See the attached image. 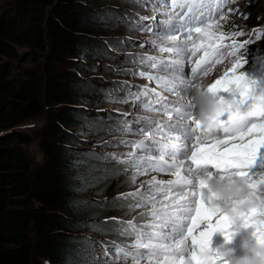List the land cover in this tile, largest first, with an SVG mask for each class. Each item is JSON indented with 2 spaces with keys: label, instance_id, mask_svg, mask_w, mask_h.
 Instances as JSON below:
<instances>
[{
  "label": "snow or ice",
  "instance_id": "6c2138e0",
  "mask_svg": "<svg viewBox=\"0 0 264 264\" xmlns=\"http://www.w3.org/2000/svg\"><path fill=\"white\" fill-rule=\"evenodd\" d=\"M229 3L231 0H223L225 7ZM142 7H150L152 15H141L129 23L154 37L153 51L170 55L147 56L139 63L163 73L158 82L177 99L129 89L122 102L132 101L134 112L124 115L133 118L122 121L117 131L122 137L140 138L109 142L131 149L109 155L124 165L125 172H131L132 184L138 176L151 172L174 179L153 175L135 191L119 194L117 199L128 201L129 212L134 215L119 222L115 231L125 239L104 245L102 264H128L129 260L131 264H223L219 255L209 250L215 232L229 240V229L240 225L251 229L255 242L264 245V176L254 180L248 171L258 150L264 148V88L258 92L257 82L241 70L250 60L264 63V58L258 55L259 49L241 51L250 49L255 42L252 38L239 44L222 42L217 33L223 26V14L216 0H145ZM260 39L256 35V40ZM221 61L230 64L227 71L206 89L198 90L217 107L210 115L200 117L196 104L182 102L191 90L187 63L194 64L191 73L196 78ZM139 75L147 73L141 71ZM148 79L153 77L149 75ZM136 109L155 115L134 114ZM201 176L209 177V181L198 180ZM216 179L228 185L245 184L259 206L216 199L209 187ZM225 207L232 208L231 216L223 214L221 209ZM100 227L94 226V230ZM67 264L78 262L70 258ZM97 264H101L99 258Z\"/></svg>",
  "mask_w": 264,
  "mask_h": 264
},
{
  "label": "trees",
  "instance_id": "16d2710c",
  "mask_svg": "<svg viewBox=\"0 0 264 264\" xmlns=\"http://www.w3.org/2000/svg\"><path fill=\"white\" fill-rule=\"evenodd\" d=\"M109 1L14 0L0 10V264H67L70 258L97 264L96 236L117 238L110 218L132 214L114 192L124 168L81 147L79 138L117 130L82 109L86 95L111 101L117 87L95 88L72 57L122 53L119 37L91 30L101 21L124 22ZM250 2L264 10V0ZM241 19L264 26V17L252 20L245 12ZM41 115L47 116L38 131L44 159L33 167L22 148L28 137L13 127Z\"/></svg>",
  "mask_w": 264,
  "mask_h": 264
},
{
  "label": "rangeland",
  "instance_id": "374dc122",
  "mask_svg": "<svg viewBox=\"0 0 264 264\" xmlns=\"http://www.w3.org/2000/svg\"><path fill=\"white\" fill-rule=\"evenodd\" d=\"M14 0H0V10L5 6H9L11 3H13ZM145 3V0H111L108 2V7L110 10L114 12L121 13L124 22H100L103 24H99L97 26V29H91V30H99L103 35H115L116 37H119L120 40L123 43V49L122 53L118 52L117 50H111L110 57H102V56H91L89 54H84L83 56L79 52L77 54H72V57L79 60L80 62V71L82 74H84V77L86 80L90 81L95 88H98L100 86H109L111 85V82H123L124 87L125 83L131 84L133 83L136 86H144L148 82H150V79L148 77H141L138 76L136 71H145L147 68L143 67L139 61L143 56L145 55H153V56H169L170 54H162L158 51H153L151 40L154 39V37L151 36V34L143 33L141 31L136 30L134 27L131 26V24L126 19V15L128 16V12L131 9L130 7H136L137 8V15L138 16H150L152 15L151 9L144 8L142 5ZM216 3L221 5V11H222V20H225V16L228 14V12L231 10L233 5L237 4L238 8V14L231 16V19H237L240 26L249 27L251 25H246L244 19H241V16L247 12L249 14V17L252 20L260 19L264 17V10H256L254 8V5L250 2V0H231V3H229L226 7L223 5V0H216ZM250 10V11H249ZM109 11V10H108ZM241 12V13H240ZM240 13V14H239ZM129 17V16H128ZM127 20V21H126ZM220 20V18H218ZM106 23V24H105ZM259 26L257 24H253V26ZM147 41L148 43L145 45V47H141L142 44ZM22 51V49H19ZM130 52H139V58L137 62L129 61L127 58V53ZM197 57H193V61L197 59ZM6 60H9L8 57H6ZM1 62V60H0ZM28 63H25L26 65ZM222 64V65H221ZM91 65L92 67H89ZM194 66L193 63H187V73H188V81L191 84V91L188 92V94L182 98V101H191L194 104H196V97L199 94V91L201 88L206 89L207 86L210 83H214L216 79H219L223 76V73L227 71L228 67L226 64L221 61L220 64H216L214 67H210L208 69L207 74L205 75H199L198 77L194 78L191 73V67ZM67 67V65H66ZM74 68L71 67V70ZM76 70V68L74 69ZM126 71L121 72V71ZM246 74H249V67L245 66ZM157 72V70H154ZM133 73H136L134 76ZM202 74V73H201ZM251 79H254L257 82V91L259 92L261 88H264V63L261 66V70L259 73V76L256 77H250ZM257 78V80H256ZM260 88V89H259ZM133 88H131L132 90ZM162 93L164 95L168 94L169 99H177L176 96L172 95L169 92H165L163 89ZM129 90L125 88L123 91L118 92V96H123L125 93L127 94ZM192 94V100L189 98ZM87 99L86 102L83 103L82 109L91 115H98L99 118L102 120L104 124H107L110 126L114 124H118L120 122L124 121L125 119H132V116L125 117L124 113H133V105L132 101L130 100L128 103H123V100L115 99L114 97H111V101H106L104 98L100 97H94L93 95H86L85 97ZM134 114L138 115H148V116H154L155 113L152 112H145L140 109H136ZM120 117V118H118ZM47 116L41 115V116H35L33 118L27 119L13 127L14 130L24 133L28 137V142H25L22 144V148L26 152L27 156L29 157V160L33 167L39 165L44 157L43 153L39 147V134L38 131L40 128L46 123ZM122 126V124L119 126V128ZM80 144L81 147L87 148L96 152H100L103 154H107V158L116 164H120L110 158L109 154L113 152H127L131 149H127L123 146L116 147L115 145H110L109 142H112L114 140L120 139V138H126V139H139L140 137H122L120 132L117 130H109V131H103L100 134H94V133H82L80 134ZM123 168L124 165L120 164ZM249 175L252 176V178L255 180L259 176H264V148H261L257 152L256 159L253 162V165L249 168ZM131 175V172H123L120 174V180L116 184L114 188V192L117 190V194L120 193H127L131 191H135L136 188L140 186V183L146 180H150L153 175H155L154 172L148 173L146 175L138 176L137 182L135 184L130 183L129 177ZM158 179H174L173 176L168 174H162L156 175ZM128 186V188H127ZM123 188H126L123 190ZM122 189V190H121ZM139 211V210H137ZM132 213L129 216H125L124 214L118 213V215H113L112 217H118L121 219H132ZM97 239H100V241L103 243L106 238L102 236H96ZM101 246V245H100ZM98 255L104 256L103 251L100 250V248H96L95 250ZM147 262V261H146ZM120 263H123V261H120ZM128 264H131V261L129 260Z\"/></svg>",
  "mask_w": 264,
  "mask_h": 264
},
{
  "label": "clouds",
  "instance_id": "9594fccd",
  "mask_svg": "<svg viewBox=\"0 0 264 264\" xmlns=\"http://www.w3.org/2000/svg\"><path fill=\"white\" fill-rule=\"evenodd\" d=\"M196 105L197 115L200 117L210 115L217 107L212 100L203 97L200 94L196 97ZM198 180L207 182L209 181V177L201 176L198 177ZM209 187L211 192L215 193V198L218 200H235L244 203L247 207L259 206V201L256 199L255 194L251 193L249 188L243 183L237 182L228 185L224 181L216 179L209 183ZM221 211L225 215L231 216L233 214L231 207L222 208ZM250 236L252 238V243L247 246L251 252V256L248 258L237 259L233 255V250L225 247L218 253L223 264H264V245L255 242L252 232L250 233ZM229 240H225V243Z\"/></svg>",
  "mask_w": 264,
  "mask_h": 264
},
{
  "label": "bare ground",
  "instance_id": "6f19581e",
  "mask_svg": "<svg viewBox=\"0 0 264 264\" xmlns=\"http://www.w3.org/2000/svg\"><path fill=\"white\" fill-rule=\"evenodd\" d=\"M222 65V64H221ZM256 80H257V78H256ZM260 89V88H259ZM258 90V89H257Z\"/></svg>",
  "mask_w": 264,
  "mask_h": 264
}]
</instances>
